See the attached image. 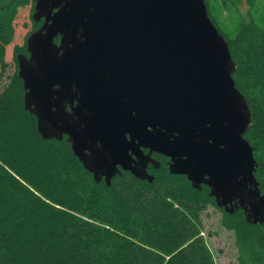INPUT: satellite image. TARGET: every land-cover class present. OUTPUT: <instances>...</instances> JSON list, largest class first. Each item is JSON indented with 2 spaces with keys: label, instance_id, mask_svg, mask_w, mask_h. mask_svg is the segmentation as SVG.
<instances>
[{
  "label": "water",
  "instance_id": "obj_1",
  "mask_svg": "<svg viewBox=\"0 0 264 264\" xmlns=\"http://www.w3.org/2000/svg\"><path fill=\"white\" fill-rule=\"evenodd\" d=\"M32 18L44 20L16 61L42 138L65 135L107 186L122 170L151 182L160 153L216 206L231 213L236 200L248 223L264 222L252 115L204 0H35Z\"/></svg>",
  "mask_w": 264,
  "mask_h": 264
},
{
  "label": "trees",
  "instance_id": "obj_2",
  "mask_svg": "<svg viewBox=\"0 0 264 264\" xmlns=\"http://www.w3.org/2000/svg\"><path fill=\"white\" fill-rule=\"evenodd\" d=\"M204 1L236 63L232 77L252 115L244 136L264 193V18L258 23L249 11L227 31L211 1ZM255 1L247 0L253 11ZM13 2L7 19H0V82L8 79L0 90V264H215L201 233L202 211L216 205L206 185L196 189L185 175L170 174L159 155L151 182L122 170L107 186L94 181L65 135L41 137L36 117L24 108L17 73L16 55L26 53L25 43L14 46V70L7 74L4 57L17 9L32 0ZM222 214L235 230L238 264H264V222L251 224L223 209Z\"/></svg>",
  "mask_w": 264,
  "mask_h": 264
},
{
  "label": "rangeland",
  "instance_id": "obj_3",
  "mask_svg": "<svg viewBox=\"0 0 264 264\" xmlns=\"http://www.w3.org/2000/svg\"><path fill=\"white\" fill-rule=\"evenodd\" d=\"M14 1V0H13ZM12 0H0V8L4 7L0 11V19L2 21L7 19L8 13L11 8L14 7ZM17 1V0H16ZM212 5V12L216 17L219 25L227 31L234 28L236 21L240 17L247 19L248 12L250 11L258 23H262L264 18V0H256L255 11L248 8L247 0H232L226 1L228 8L222 3L221 0H210ZM232 5V6H231ZM31 4H26L22 7H18L17 14L14 20L15 32L13 42L6 48L5 61L9 66L7 68V74H11L14 70L13 64V48L15 45H23L27 33L32 29L31 20ZM35 28V27H33ZM19 53V52H18ZM8 82V79H4L0 82V90ZM236 216L241 215V212H235ZM201 219L203 224L202 235L213 253L215 264H238L240 259V250L236 239L235 230L228 228L225 224L227 219L222 214V209L208 204L207 207L201 213Z\"/></svg>",
  "mask_w": 264,
  "mask_h": 264
},
{
  "label": "flooded vegetation",
  "instance_id": "obj_4",
  "mask_svg": "<svg viewBox=\"0 0 264 264\" xmlns=\"http://www.w3.org/2000/svg\"><path fill=\"white\" fill-rule=\"evenodd\" d=\"M34 3H35V0H32V3H31V8H32V13L34 12ZM32 13H31V20H32V25H35V24H37V26H36V28L35 29H33V26H32V29H31V32H33L34 30H36L42 23H43V18H41L39 21H34L33 20V18H32ZM39 22V23H38ZM39 24V25H38ZM30 32V33H31ZM30 33H28V35L30 34ZM27 35V36H28ZM27 36L25 37V48H26V38H27ZM59 39H60V37L59 36H57L55 39H54V41L58 44L59 43ZM19 53H23V52H19ZM18 54V53H17ZM23 54H25V55H28V52H27V50H26V53H23ZM143 151L144 152H147V149H143ZM159 155H161L162 157L164 156V155H162V154H160V153H157V152H152L151 153V156L153 157V158H155V159H157L159 162H160V159L158 158V156ZM165 157V162H166V166H167V168H168V164H167V162H168V160H169V158L168 157H166V156H164ZM161 163V162H160ZM161 165V164H160ZM152 167L153 168H155L152 164H148L147 165V171L149 172V174H153L154 175V173L152 172ZM160 167V166H159ZM158 167V168H159ZM155 169H157V168H155ZM212 197V199H213V201H214V203H215V198L213 197V196H211ZM236 205H237V201L236 200H233L231 203H229V208H231L233 211L231 212V214L232 213H235V212H241V214L244 216L245 215V212H244V209L242 208V207H239L238 209H236ZM218 207V206H217ZM219 208H221V209H223L224 210V208H222V207H219Z\"/></svg>",
  "mask_w": 264,
  "mask_h": 264
},
{
  "label": "bare ground",
  "instance_id": "obj_5",
  "mask_svg": "<svg viewBox=\"0 0 264 264\" xmlns=\"http://www.w3.org/2000/svg\"><path fill=\"white\" fill-rule=\"evenodd\" d=\"M39 23V22H38ZM39 25V24H38ZM166 168H167V166H166Z\"/></svg>",
  "mask_w": 264,
  "mask_h": 264
}]
</instances>
